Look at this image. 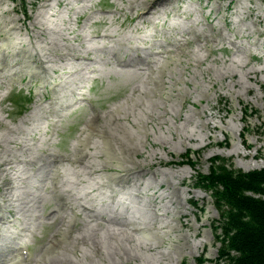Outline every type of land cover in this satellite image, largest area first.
Instances as JSON below:
<instances>
[{
    "label": "rangeland",
    "instance_id": "1",
    "mask_svg": "<svg viewBox=\"0 0 264 264\" xmlns=\"http://www.w3.org/2000/svg\"><path fill=\"white\" fill-rule=\"evenodd\" d=\"M221 1L160 0L134 19L129 9L143 0H0V264L24 243L34 252L27 264H198L204 243L201 264H227L219 251L229 212L214 190L196 196L206 197L219 243L180 244L177 227L194 213L183 179L211 167L264 170V0ZM38 67L56 94L11 82ZM162 68L159 95L151 82ZM203 98L197 121L192 105ZM84 99L100 123L83 165L72 166L92 116ZM130 157L147 172L110 183L103 170ZM57 194L71 211H58ZM74 220V234L60 236L68 244L44 256Z\"/></svg>",
    "mask_w": 264,
    "mask_h": 264
},
{
    "label": "trees",
    "instance_id": "2",
    "mask_svg": "<svg viewBox=\"0 0 264 264\" xmlns=\"http://www.w3.org/2000/svg\"><path fill=\"white\" fill-rule=\"evenodd\" d=\"M212 180L229 212L221 258L227 264H264V170L234 174L219 169Z\"/></svg>",
    "mask_w": 264,
    "mask_h": 264
}]
</instances>
